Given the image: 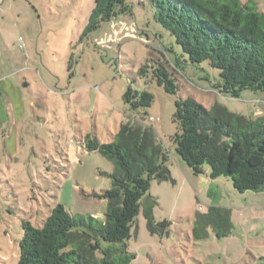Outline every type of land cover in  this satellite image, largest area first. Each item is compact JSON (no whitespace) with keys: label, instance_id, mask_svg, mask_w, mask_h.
Masks as SVG:
<instances>
[{"label":"rangeland","instance_id":"374dc122","mask_svg":"<svg viewBox=\"0 0 264 264\" xmlns=\"http://www.w3.org/2000/svg\"><path fill=\"white\" fill-rule=\"evenodd\" d=\"M128 1L131 14L83 35L93 0H0V264H17L23 220L39 226L57 201H88L111 186L104 173L112 163L86 151L83 138L89 133L108 142L125 122L151 127L169 152L171 175L151 181L148 190L157 200L154 219L170 222L168 234L148 231L141 205L127 240L131 264H264V219L254 220L264 217V202L247 209L225 177L194 175L171 140L177 96L242 114L255 106L261 114L264 91L219 92L218 69L191 64L155 20L149 0ZM149 57L173 72L176 95L138 75ZM128 85L150 91V106L131 110L123 100ZM212 205L229 207L234 227L220 237L208 228L196 239L194 222Z\"/></svg>","mask_w":264,"mask_h":264},{"label":"trees","instance_id":"16d2710c","mask_svg":"<svg viewBox=\"0 0 264 264\" xmlns=\"http://www.w3.org/2000/svg\"><path fill=\"white\" fill-rule=\"evenodd\" d=\"M149 1L155 20L191 64L206 61L218 69L219 92L238 97L243 90L264 91V9L257 0ZM131 13L128 0H93L83 35ZM138 75L145 83L155 81L165 92L177 94L173 72L158 59L149 57ZM153 99L147 89L131 85L123 93L134 111L149 107ZM139 119L145 121L143 115ZM172 121L175 152L194 175L225 177L238 192L264 188V113L233 112L217 102L206 107L193 97L177 96ZM83 147L113 165L104 173L111 186L87 195L105 201L102 217L74 212L57 201L39 226L22 221L17 264H131L127 240L141 205L148 231L168 234L170 222L154 219L157 200L148 190L151 181L171 180L169 152L156 142L151 127L121 123L108 142L86 134ZM208 228L217 237L230 234V209L209 206L194 222V237L205 238Z\"/></svg>","mask_w":264,"mask_h":264},{"label":"crops","instance_id":"0c3cea01","mask_svg":"<svg viewBox=\"0 0 264 264\" xmlns=\"http://www.w3.org/2000/svg\"><path fill=\"white\" fill-rule=\"evenodd\" d=\"M259 7H260V9H264V2L262 3V1H261V3H259ZM261 102H264V100L259 99V101L257 103V106H260L259 110H261V114H262V113H264V109L262 107V103ZM255 108H258V107L254 106V109ZM254 109H253V111L251 113H254ZM201 175H203V174H201ZM203 176H205L207 178L209 177V176H207V174H204ZM210 179L214 180V181H218V182L220 181V180H218V178H216V179L210 178ZM222 186H224L225 189H228L227 188V184H225V185L221 184V187ZM236 192L241 194L242 199H243L244 207L247 208V209H251V210L252 209H257L256 208V204L254 202H259L258 200H261L260 202H264V188H262L261 190H256V191L248 190V191H244V192H238V191H236ZM88 199H90V200L85 201V200H81V199H77V198L74 199L73 198V200H71L72 202L69 203V204L64 203L63 201H61V202H63L70 210H72L74 212L90 213V214H92L94 216L102 217V214H103L104 208H105V201L102 200V199H97V198H93V197H90ZM261 205H262L261 207H264V203H261ZM218 206L227 207L225 205H218ZM227 208H229V207H227ZM230 219H231V222H232V229H233V227H234V224H233V213H232L231 209H230ZM263 219H264V217L255 218L254 220H263Z\"/></svg>","mask_w":264,"mask_h":264},{"label":"built area","instance_id":"2783aa9c","mask_svg":"<svg viewBox=\"0 0 264 264\" xmlns=\"http://www.w3.org/2000/svg\"><path fill=\"white\" fill-rule=\"evenodd\" d=\"M149 120H150V121H153V117H151Z\"/></svg>","mask_w":264,"mask_h":264}]
</instances>
